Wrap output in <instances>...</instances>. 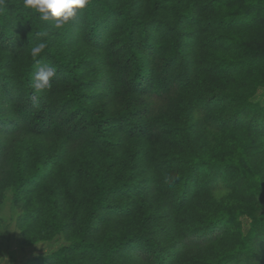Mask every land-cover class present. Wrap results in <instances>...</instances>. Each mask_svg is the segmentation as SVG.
I'll return each mask as SVG.
<instances>
[{
    "label": "trees",
    "instance_id": "16d2710c",
    "mask_svg": "<svg viewBox=\"0 0 264 264\" xmlns=\"http://www.w3.org/2000/svg\"><path fill=\"white\" fill-rule=\"evenodd\" d=\"M2 8L0 208L23 248L65 240L21 264H264V0Z\"/></svg>",
    "mask_w": 264,
    "mask_h": 264
},
{
    "label": "clouds",
    "instance_id": "9594fccd",
    "mask_svg": "<svg viewBox=\"0 0 264 264\" xmlns=\"http://www.w3.org/2000/svg\"><path fill=\"white\" fill-rule=\"evenodd\" d=\"M89 4L90 0H23V6L26 9H33L40 14L37 17L38 20L54 22L53 26L57 29L62 28L71 19L75 18L78 10L85 9ZM3 5L4 0H0V11L3 10ZM36 36L41 39L31 47L30 55L33 59H36L48 46L46 38L49 36V31L47 27L38 31ZM56 72V67L50 65L37 68L33 83V88L37 93L51 88V80L55 77ZM34 98L36 97L34 96Z\"/></svg>",
    "mask_w": 264,
    "mask_h": 264
},
{
    "label": "rangeland",
    "instance_id": "374dc122",
    "mask_svg": "<svg viewBox=\"0 0 264 264\" xmlns=\"http://www.w3.org/2000/svg\"><path fill=\"white\" fill-rule=\"evenodd\" d=\"M253 101L264 106V89L260 88ZM219 197H221L219 195ZM224 197V196H223ZM258 205L264 209V195H258ZM18 209L12 205L11 194L7 196L0 208V217L2 218V226L0 229V264H21L24 260L37 256L48 254L60 245L65 243L63 237L58 236L51 242H41L27 247H22L20 232L16 227V215Z\"/></svg>",
    "mask_w": 264,
    "mask_h": 264
}]
</instances>
